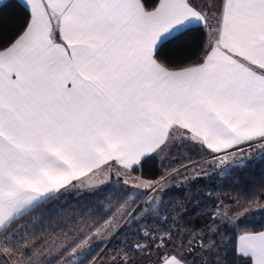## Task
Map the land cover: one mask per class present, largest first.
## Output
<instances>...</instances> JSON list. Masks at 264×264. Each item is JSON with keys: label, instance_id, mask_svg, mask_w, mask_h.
Returning <instances> with one entry per match:
<instances>
[{"label": "snow or ice", "instance_id": "snow-or-ice-1", "mask_svg": "<svg viewBox=\"0 0 264 264\" xmlns=\"http://www.w3.org/2000/svg\"><path fill=\"white\" fill-rule=\"evenodd\" d=\"M251 152L264 159V0H0V264H264L248 207L217 206L199 232L141 225L169 179ZM113 179L126 198L104 218L37 231L42 205Z\"/></svg>", "mask_w": 264, "mask_h": 264}, {"label": "trees", "instance_id": "trees-1", "mask_svg": "<svg viewBox=\"0 0 264 264\" xmlns=\"http://www.w3.org/2000/svg\"><path fill=\"white\" fill-rule=\"evenodd\" d=\"M251 158V162L243 167L236 169L225 177H220L218 173L211 174L206 177L197 178L192 181V186L189 188H174L172 191L166 193L163 200L166 203H174L176 200L180 201L181 208L177 213L178 223L175 226L171 225V220L168 221V225L172 231L199 232L204 228L206 223L211 224L210 214L215 212L217 206H223L222 210H231L234 208L248 207L250 209L258 205H264V159L261 158V154ZM178 155V153H176ZM193 159H197L195 154H192ZM174 163L170 161H161L157 159L155 162L150 163L144 168L146 174H164L168 171V164ZM136 173L134 175H138ZM176 181L175 178L170 181ZM183 195V196H182ZM187 195L188 197H185ZM124 191H114L105 193L102 200L109 202V204L115 205L124 199ZM66 206L63 204H46L42 205L36 210L38 217L42 216L43 224H38L39 227L49 224V222L55 224L56 221L65 212ZM264 223V211H258L251 214H247L241 221L240 227H256L259 224ZM162 226H153L150 229H158ZM138 231L135 227L129 231L124 229V234L118 236L112 241V248L121 244L125 240V235L128 236V243H134L135 237L132 236V232ZM225 235L232 237L231 231H226ZM217 239H223V237H217ZM105 247V244L99 245L96 248V252H99ZM93 253V255L96 254ZM129 255L134 258L136 264H142V262L148 258L147 253L136 254L130 251ZM90 259V258H89ZM151 264L155 262V255L148 258ZM87 264V261H85Z\"/></svg>", "mask_w": 264, "mask_h": 264}, {"label": "crops", "instance_id": "crops-1", "mask_svg": "<svg viewBox=\"0 0 264 264\" xmlns=\"http://www.w3.org/2000/svg\"><path fill=\"white\" fill-rule=\"evenodd\" d=\"M251 153L253 154L246 159H251L258 155L257 152H251ZM158 159L161 161L165 160L161 158ZM113 182H115V179H113L111 182L108 181V184L109 183L111 184ZM99 186L100 185H97V187L91 191L86 188H81L80 190L66 191L61 194V196L58 198V201L56 200L49 201L48 204L51 205L57 203L66 206L67 210H65V212L62 213V216L56 222H60V223L67 222L69 227H75L77 225L82 224L85 221H90L92 218H95L96 220H100L104 218L105 215L108 213L109 209L111 208V205L109 204V202L108 203L104 202L102 198L105 193L114 192L117 190L111 189L108 191H100L101 186L100 188ZM157 203L154 204L155 207L157 206L156 205ZM155 207H153V214ZM180 208H181V204L180 201L178 200H176V202L174 203H169V204H166V202H164V206L163 207L160 206V209L169 213L168 214L169 218L165 214L167 221L166 222L158 221L157 219L153 218L154 215L148 217L147 219L152 218L154 220L155 226H162V227L167 226L170 223V222L168 223V221L170 220L172 221L171 225L175 226L178 223V219L176 215ZM144 221L145 220H142L141 224L145 225Z\"/></svg>", "mask_w": 264, "mask_h": 264}, {"label": "rangeland", "instance_id": "rangeland-1", "mask_svg": "<svg viewBox=\"0 0 264 264\" xmlns=\"http://www.w3.org/2000/svg\"><path fill=\"white\" fill-rule=\"evenodd\" d=\"M252 154L253 153H251L250 155H252ZM170 160H171V157H169L168 159H165L163 161H170ZM250 162H251L250 159H245L243 165H232V164H229L227 166H225V165H217V166L212 167V168H207V166L205 165V168L209 172V175L218 173L220 177H225V176L229 175L231 172L235 171L236 169H238L240 167H243V166L249 164ZM209 175H207V176H209ZM202 177H206V176H201L199 178H202ZM174 178L176 179V181H173V180H171V181L168 180L167 181V183L164 185V191L152 194L154 196H159V199L155 202V203L158 202L156 204L157 206L156 207L153 206V207H155V209H154V214H152V215H154L153 218L157 219L158 221L166 222L167 218L165 217V214L169 218V215H168L169 213L163 211L162 209H160V206L161 207L164 206V202L165 201L162 198L165 197L166 193L172 191L174 188H182V187L183 188L184 187L189 188L190 186H192V181L197 179V177L193 176V174L191 172H181V174L176 175ZM100 186H99V188H100ZM124 187L125 186L123 185V179H121L119 181L115 180V182H113L111 184L110 183L108 184V181H105V185L101 186L100 191H108V190H111V189L120 191V189H123ZM128 187H131V186H128ZM185 197H188V196L185 195ZM124 198H126V196H124ZM145 200H148V197L141 196L140 200L138 201V203L139 204H144ZM166 204H169V203H166ZM144 207L147 208L148 205L144 204ZM252 209L254 211H250L248 214H251V213H254V212H258V211H264V205H258V206H255ZM245 217L246 216L242 217L241 221ZM144 223H145V225L144 224H141V225L147 226L148 228H153V226H155L154 225V220L152 218L145 219ZM171 223H172V221H171Z\"/></svg>", "mask_w": 264, "mask_h": 264}]
</instances>
